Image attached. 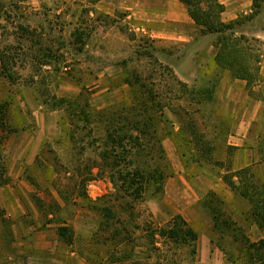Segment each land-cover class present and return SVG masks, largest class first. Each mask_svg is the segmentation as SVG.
Instances as JSON below:
<instances>
[{
	"label": "rangeland",
	"instance_id": "374dc122",
	"mask_svg": "<svg viewBox=\"0 0 264 264\" xmlns=\"http://www.w3.org/2000/svg\"><path fill=\"white\" fill-rule=\"evenodd\" d=\"M242 2L244 12L236 19L235 16H225L224 22L242 21L243 24L236 28L237 33L232 37L238 41L244 36L249 41L247 44L242 41L239 46L249 50L246 57L249 67L254 65L257 58L260 68H264V9L249 20L253 15V1L251 4L248 0ZM145 5L147 9L149 5ZM141 8L137 9V0H0V54L6 59V68L16 79L15 84L1 76L5 79L3 83L14 85L15 90L14 98L8 94L0 95V105L8 104L6 108L3 106L0 116L4 120L0 121V196L26 195V210L33 215L27 223L32 224L35 223L37 213L41 224L58 225L65 220L69 224L75 212L81 211V216L86 215L93 222L91 233L93 241L99 245V253L109 257L110 261L132 257L131 260H140L137 264H145L142 259L152 258L155 264H200L197 249L193 253L191 246L176 245L158 235L154 237L153 234L167 227L169 222L164 223L165 219H162L159 227L150 218L156 209L160 212L170 208L174 210L175 202L165 200L166 192L180 188L189 200L196 198V195L203 198L196 209L204 220H196L197 228L201 232H209L211 228H206L209 222L213 229L211 218L205 214L201 205L208 198L209 187L227 174L220 167L227 170L231 165L229 171H238L234 169L237 165V148L232 145L247 147L248 144L237 140L241 137L235 139L231 136L236 135L240 125L236 118L239 113L241 117L244 108L237 107L233 116V109L230 107L227 110L228 106L222 98V83L229 71L214 61L216 50L213 45L219 41L217 36H202L194 23L186 27L168 22L165 18H162L163 22H153L154 19ZM26 31L32 34L28 35ZM182 34L189 35L191 41L176 45L168 43L170 37ZM79 38H82L81 41ZM226 45L231 47L230 43ZM97 59L108 63L107 67L111 66L108 70L111 80L105 79L100 87L95 84L94 77ZM163 71H172L190 88H212L216 83L212 102L206 103L204 107L191 104V99L182 95L181 88L169 76L161 78L160 73ZM126 77L134 83V89L139 88L137 82L141 79V82L147 80L145 83L148 85L156 82L159 93H172V105L178 116L165 109L164 122L159 128L160 136L166 135L162 145L167 162L163 165L169 164L170 167L166 171L168 178L163 196L153 197V190L140 199L124 197L111 181L108 166L100 157V151H96L93 146L91 148L89 140L85 144L80 142L87 134L76 129L82 128L85 123L80 118H69L71 115L65 111H59V134L53 133L49 138H44L38 154L31 156L29 152H24L29 146L32 148L37 145L38 141L37 135L33 140L19 137L21 131L31 135L38 129L33 116L38 110L35 106L29 108L25 98L32 96L36 103H43L47 95L77 99L78 113L97 110L105 116L106 121L109 113L121 110L122 105L129 109L134 103L133 90L124 82ZM261 81L260 85L253 86L254 94L248 89L245 91L251 98L263 102L261 113L263 111L264 116V79L261 78ZM60 86L65 92L57 95ZM108 107L115 109L105 113ZM189 120L198 125L197 138L205 137V141L212 142L211 148L216 147L211 152L213 164L209 166H187L189 152L194 153L196 147L186 146L190 129L184 130L183 139L178 134ZM253 126H258L260 136L254 138V135L250 143L257 150V159L262 161L264 138L261 134L264 133V121L259 120ZM97 127L100 128L96 136L103 138L106 123L102 121ZM30 142L32 144L29 145ZM228 147H234L235 150L229 151ZM185 153H188L186 158L183 156ZM154 156L158 157L157 153ZM158 163L162 164L160 161ZM227 189L235 194L228 186ZM52 199L57 200V210ZM93 205H97L100 211L104 209V212L91 209ZM49 206L54 215L46 217L39 207ZM0 207L4 211L2 204ZM220 209L232 213L240 233L251 242H259L264 237L258 226L259 231L250 233L247 229L250 205L242 197L231 202L225 201V207ZM234 209L243 213L248 211V214H243L246 216L239 219ZM108 210L112 212L109 217L105 216ZM7 221L2 223L0 220V229H3L2 247L9 252L11 237L8 227L12 222ZM79 232L89 233L86 230ZM213 236L218 239V244L219 235L214 232ZM222 246L234 253L240 243H232L228 239L222 242ZM141 247L146 249L145 252L139 250V254H134Z\"/></svg>",
	"mask_w": 264,
	"mask_h": 264
},
{
	"label": "trees",
	"instance_id": "16d2710c",
	"mask_svg": "<svg viewBox=\"0 0 264 264\" xmlns=\"http://www.w3.org/2000/svg\"><path fill=\"white\" fill-rule=\"evenodd\" d=\"M176 1L185 7L190 19L199 28L202 36L214 35L218 37L219 41L213 45L216 50L215 63L224 70H228L233 79L247 82V89L251 94H254L252 91L253 86L262 82L260 61L256 58L254 65L249 67L246 63L249 50L239 47L242 41V43L245 42L246 44L249 41L244 36H241L238 41H235L232 37L237 33L236 28L243 24L242 21L235 20L230 23L223 21L222 16L225 12L223 0ZM252 6L253 15L249 17V20L254 19V17L262 12L264 0H253ZM26 32L28 35L32 34L30 31ZM81 39L79 38V41ZM227 43H230L231 47L226 45ZM0 61L2 66L1 76L9 82L16 84V79L9 69L6 68V59H3L1 54ZM249 73H252V75H249ZM160 76L161 78L169 76L171 81L181 88L182 95H186L191 99V104L205 106L206 103H211L214 98L216 83L212 88H190L187 84L180 81L172 71H163L160 73ZM124 82L133 90L135 96L134 103L129 109L122 105L120 106L121 110L109 113L106 121H104L105 116L97 110L90 109L78 113L79 102H77V99V101L74 99H61L55 95H47L43 103L37 102V104L45 108L46 111H65L67 115H71L69 118H80L81 122L85 123L82 128L78 127L76 129L77 131L80 130L79 132L81 133L86 132L87 134L86 137L80 139V142L85 144L86 140H89V146L91 148L95 147L96 151H100V157L108 166L111 181L124 197L140 199L143 195L153 190L155 192H152L153 197L157 195L163 196L168 178L166 171L170 167L169 164L167 166L163 165L165 161L167 162L166 153L162 145L163 138L166 135L160 136L159 128L164 122L165 109L173 111L178 116L172 105L173 99L170 97L172 93L171 91L166 93V95L159 93L156 90V82L148 85L139 79L137 82V85L139 84L138 89H134L135 85L130 78L126 77ZM3 106H8V104L0 105V116L3 113ZM114 109V107H108L104 111L108 113ZM0 121L4 120L0 117ZM102 121L106 123L107 129L103 138H99L98 135L96 136V133L100 127L97 126ZM186 124L185 127L181 128L182 130L178 135L183 139L185 136L184 130L190 129L191 133H189L188 140L185 143L188 148L196 147L194 153L189 152L190 157L187 159V166L189 167L191 164H194L203 167L213 164L211 152L216 147L211 148L212 142L205 141V137L199 135L200 137L197 138L198 134L196 131L198 125L193 120L186 121ZM228 150L232 151L235 148L228 147ZM154 153H157L158 157L154 156ZM113 156H115V159H112ZM183 156L186 158L188 153L183 154ZM144 159L148 160L145 161ZM159 161L162 164H159ZM109 162L111 163L109 164ZM262 162H264V158L257 165L238 171H229L231 165L227 170L225 167H220V169L227 171L226 175H222L224 183L235 194L249 203V223L258 226L264 235V169H262V165H259ZM223 165L224 163L221 164V166ZM52 201L54 202V208L57 210V200L52 199ZM222 207H225V201L214 191L208 193V198L201 205L205 214L211 218L214 232L219 235L217 247L221 251L226 252L224 246H222V242L228 239L232 243L239 242L240 247L237 249V252L244 256L245 264H264V237L259 242H251L247 236L240 233L241 230L238 229V223L232 219V213H229L226 209L221 210L220 208ZM39 208L43 210L41 212L46 217L54 215V212L49 210L51 209L50 206L48 208ZM91 209L101 213L104 212V209L100 211L97 205H93ZM106 212L105 216L109 217L112 215L110 210ZM0 220L2 223L8 222L4 219V212L1 207ZM62 222L58 224L57 228L59 240L67 245H71L74 241V231L68 226L66 220ZM157 232L153 234L154 237L158 235L173 244L185 247L191 246L193 247V253L196 252L198 234L182 216H175L168 223L167 227L161 228ZM229 255L234 256L231 252Z\"/></svg>",
	"mask_w": 264,
	"mask_h": 264
},
{
	"label": "crops",
	"instance_id": "0c3cea01",
	"mask_svg": "<svg viewBox=\"0 0 264 264\" xmlns=\"http://www.w3.org/2000/svg\"><path fill=\"white\" fill-rule=\"evenodd\" d=\"M243 0H223L222 3L225 6V12L223 13V21L225 16H235V19L239 14L244 12V8L241 7ZM249 4L253 0H248ZM145 4H148V8L146 9ZM248 4V2H246ZM140 7L143 9L147 15L151 16L154 21L159 20L163 22L162 18H165L168 22L177 23L180 25H185L186 27H191L193 25V21L190 19L187 10L185 7L176 0H137V9ZM144 7V8H143ZM234 20V18H233ZM164 39L165 37H161ZM167 40V39H165ZM191 38L189 35H175L174 37L169 38L170 45L189 43ZM108 63L100 62L98 59L95 60V84L97 87H100V84L106 79H109L110 75H108V70L111 67L110 65L107 67ZM1 69V63H0ZM225 82L223 80L222 86V98L225 101V105L228 106L227 110L231 107L233 110V116L237 107L241 109L244 108V111L240 117V113L238 118L240 121V125L236 130V135L231 136L233 138L241 137L237 140H241L243 143L247 142V147L239 144H233L237 148V165L235 166V170H241L246 167H251L257 165L260 160L257 159L258 153L254 145L250 143L251 138L256 135L257 138L258 126H253V123H256L259 120L264 121L263 111L261 113L262 101H257L254 98H251L249 94L246 93L247 90V82L232 79L230 73L225 74ZM260 76L264 79V68L260 70ZM3 79L0 75V95L8 94L9 96L14 98V85L8 83L9 86L4 84ZM261 83V82H260ZM5 86H4V85ZM260 85V84H259ZM6 88V89H4ZM255 90V88H253ZM5 90H7L5 92ZM105 91H108L106 89ZM61 92V93H60ZM65 92L62 86H60L59 90H57L56 94L60 95ZM103 93V91H102ZM101 94V92L99 93ZM16 95V94H15ZM27 95V94H26ZM27 105L29 108H37L38 112L33 114L35 116V120L37 121V132L32 133L31 135L26 131H21L20 138L23 140H28L32 138V140L37 135V145L31 146L32 148H27L24 152H29V155L34 156L38 154L41 148V142L44 138H49L51 134H59V111L50 112L43 110L42 106H39L35 102V98L29 96L25 98ZM42 110V112H41ZM240 117V118H239ZM260 118V119H259ZM259 119V120H258ZM261 130V129H260ZM34 135V136H33ZM34 137V138H33ZM261 137L264 138V133L261 134ZM11 137L10 139H12ZM14 140V139H13ZM20 140V139H19ZM32 142L29 143V145ZM253 146V147H252ZM244 148L241 149V148ZM238 148L240 150H238ZM242 152V153H241ZM241 153V154H240ZM35 158V157H34ZM259 165H264V162ZM3 189H1L2 191ZM209 191H214L219 195L224 201L231 202V200H239L241 197L239 195L233 194L227 189V186L224 184L222 179H217L214 185L209 187ZM167 197L165 200L168 202V199L172 202H175L173 205L174 210L168 209L166 212L152 211V215L150 220L153 224L162 225V219H165L164 223L170 222L175 216H182L190 226L197 232L198 241H197V251L199 255V263L200 264H216L219 262L220 264H245V258L243 255H240L236 250L233 253L234 256L229 255L230 251L224 246L226 252L221 251L217 247V238H215L212 226L206 223V228H211L209 232H201L199 228H197L196 220L203 219L202 216L197 213V205L203 200V198L196 195V198L188 199L181 191L180 188L170 189V193L166 192ZM26 195H5L4 198L0 196V204L4 206V219L11 221L12 225L8 227V233L11 237L10 239V251L7 252L4 250L2 239L3 229H0V264H137L138 261L131 260V258L127 259H119L115 261H110L103 253H99V245L93 241L92 231L94 229L93 222L86 215H82L81 211L75 212L73 220L68 224L74 231V241L71 245H67L59 240L57 228L58 225L52 224H44L38 221V213L34 217V224L27 223L31 216V212L26 210ZM24 200V202H22ZM7 202H13L15 204H7ZM26 204V205H25ZM245 204V203H244ZM10 207V208H9ZM187 211L191 212L187 214ZM237 217L242 219L241 217H245L248 214L241 212V210L234 209ZM91 214V213H89ZM81 219V220H80ZM204 220V219H203ZM163 223V224H164ZM208 224V225H207ZM158 228V227H157ZM246 229V228H245ZM247 229L249 232L259 231L256 225L249 223ZM79 230H86L89 233L82 234ZM208 232V233H207ZM89 234V235H88ZM158 236L156 235V238ZM262 238V237H261ZM158 245V244H156ZM143 250L145 252L146 249L142 247L134 252V254H139ZM232 258V259H231ZM153 259V260H152ZM150 259H142L141 261H145V264H155L154 258Z\"/></svg>",
	"mask_w": 264,
	"mask_h": 264
}]
</instances>
